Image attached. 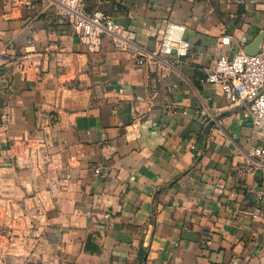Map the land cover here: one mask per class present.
<instances>
[{
  "label": "crops",
  "instance_id": "crops-1",
  "mask_svg": "<svg viewBox=\"0 0 264 264\" xmlns=\"http://www.w3.org/2000/svg\"><path fill=\"white\" fill-rule=\"evenodd\" d=\"M85 2L144 50L169 23L191 49L160 80L109 35L84 45L51 0H0V233L7 201L36 215L0 264H264V173L243 174L264 137L205 81L264 34V0ZM27 136L41 168L15 157Z\"/></svg>",
  "mask_w": 264,
  "mask_h": 264
},
{
  "label": "built area",
  "instance_id": "built-area-1",
  "mask_svg": "<svg viewBox=\"0 0 264 264\" xmlns=\"http://www.w3.org/2000/svg\"><path fill=\"white\" fill-rule=\"evenodd\" d=\"M66 17L74 35L94 51L101 49L103 38H113L118 50L132 56L138 66L149 67L158 79L170 76L180 58L186 56L191 44L183 39V27L169 23L162 39L153 50H144L137 44V35L126 25L116 21L101 9L89 11L85 0H51ZM224 45L229 38L223 39ZM247 45V39H242ZM206 83L218 85L230 105L240 106L243 115L264 137V40L255 55H249L244 49L232 57L221 56L206 73ZM15 146V157L23 158L32 168H41L47 158V142L44 137H24ZM264 173V145L253 147L243 168L245 176ZM6 217H10L8 227L1 231L5 239L1 244H12L13 237L23 229L30 232L34 227L35 214H29L14 201H7L2 207ZM40 214V213H38ZM108 217V216H107ZM18 232L14 235L15 228ZM25 227V228H22ZM22 228V229H20ZM8 254L3 252L1 260Z\"/></svg>",
  "mask_w": 264,
  "mask_h": 264
},
{
  "label": "water",
  "instance_id": "water-1",
  "mask_svg": "<svg viewBox=\"0 0 264 264\" xmlns=\"http://www.w3.org/2000/svg\"><path fill=\"white\" fill-rule=\"evenodd\" d=\"M264 40V34L260 35L247 49L246 53L249 55H255L259 51V47Z\"/></svg>",
  "mask_w": 264,
  "mask_h": 264
}]
</instances>
